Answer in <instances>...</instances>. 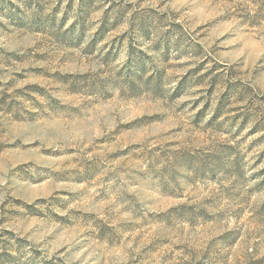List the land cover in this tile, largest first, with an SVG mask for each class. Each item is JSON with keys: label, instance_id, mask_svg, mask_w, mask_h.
Wrapping results in <instances>:
<instances>
[{"label": "rangeland", "instance_id": "obj_1", "mask_svg": "<svg viewBox=\"0 0 264 264\" xmlns=\"http://www.w3.org/2000/svg\"><path fill=\"white\" fill-rule=\"evenodd\" d=\"M0 264H264V0H0Z\"/></svg>", "mask_w": 264, "mask_h": 264}]
</instances>
